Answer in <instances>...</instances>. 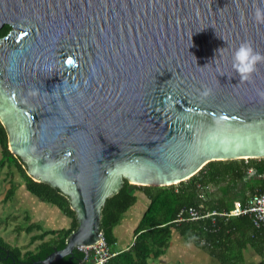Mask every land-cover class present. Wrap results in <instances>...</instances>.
<instances>
[{"label":"water","instance_id":"water-1","mask_svg":"<svg viewBox=\"0 0 264 264\" xmlns=\"http://www.w3.org/2000/svg\"><path fill=\"white\" fill-rule=\"evenodd\" d=\"M258 2L0 0L8 151L77 222L39 264L97 242L124 180L172 186L209 162L264 158V62L247 80L232 68L242 41L264 52Z\"/></svg>","mask_w":264,"mask_h":264},{"label":"trees","instance_id":"trees-1","mask_svg":"<svg viewBox=\"0 0 264 264\" xmlns=\"http://www.w3.org/2000/svg\"><path fill=\"white\" fill-rule=\"evenodd\" d=\"M9 31L10 26L2 25L0 39ZM7 136L0 122V168L6 166L11 171L15 170L27 193L56 206L71 221L67 229L60 230H42L37 224L29 225L27 233L33 229L37 231L30 237V243L38 242L30 251L22 252L0 237V264H39L54 250L65 246L77 222L66 196L46 183L33 181L26 174L20 159L8 151ZM247 171H252V176L248 177ZM209 186H214L217 191L209 193L206 189ZM117 191L106 199L101 210L100 233L106 247L114 254L106 264H154L164 255L173 232L202 252L217 256L221 263L240 259L237 255L248 249L258 257V264H264L261 259L262 233L252 226L248 216L226 218L216 215L189 221L183 214L188 208L202 213H221L229 210L234 201L243 203L247 197L261 194L264 191V158L209 162L194 176L172 186H135L124 180ZM13 192L14 185L11 183L3 200L7 201ZM138 195L147 201L145 212L132 230L130 243L118 249L114 229L123 215L136 204ZM180 217L183 220L177 221ZM46 237L49 239L45 240ZM53 264H89V261H84L82 252L74 250L71 257H63Z\"/></svg>","mask_w":264,"mask_h":264},{"label":"rangeland","instance_id":"rangeland-1","mask_svg":"<svg viewBox=\"0 0 264 264\" xmlns=\"http://www.w3.org/2000/svg\"><path fill=\"white\" fill-rule=\"evenodd\" d=\"M10 171L6 166L0 168V237L9 245L21 249L22 252L30 251L35 248L38 242L30 243V237L37 231L33 229L27 233L26 228L29 225L37 224L42 230H60L67 229L71 221L56 206L42 202L32 194L27 193L18 173L13 169ZM251 173L252 171H247L248 177L252 176ZM11 183L14 185V192L5 201L3 198ZM206 189L209 193L217 191L214 186H209ZM146 204L147 201L144 197L138 195L136 204L123 215L119 225L114 229L117 237V245L115 246L118 249H123L130 243L132 230L145 212ZM173 234V239H175L177 235L176 233ZM185 246L191 261L188 264H199L202 256L196 257L194 262V255H199V250ZM165 257L166 254L164 253L163 256L155 260L154 264H166Z\"/></svg>","mask_w":264,"mask_h":264},{"label":"built area","instance_id":"built-area-1","mask_svg":"<svg viewBox=\"0 0 264 264\" xmlns=\"http://www.w3.org/2000/svg\"><path fill=\"white\" fill-rule=\"evenodd\" d=\"M189 221H199L214 217L216 215L221 217H239L248 216L252 226L255 229L261 230L263 241L262 244V261L264 262V191L261 194L249 196L242 203L234 201L232 207L221 213L206 212L202 213L195 208H188L183 212ZM180 216V215H179ZM179 218L177 221H182ZM97 242L90 246L79 247L78 251L84 253V261H89V264H106L107 261L114 255L106 247V243L101 235Z\"/></svg>","mask_w":264,"mask_h":264},{"label":"crops","instance_id":"crops-1","mask_svg":"<svg viewBox=\"0 0 264 264\" xmlns=\"http://www.w3.org/2000/svg\"><path fill=\"white\" fill-rule=\"evenodd\" d=\"M176 233V232H173ZM169 241V244H167V248L165 250L166 254V264H188L190 261V257L187 255L186 252V246L194 247L189 242L185 241L183 238H181L177 233V237L173 239V234ZM195 248V247H194ZM197 249V248H195ZM199 250V249H197ZM199 255H194V262L196 257H201V260L199 264H258V257H256L252 250H243V253L241 255H237V257H240V259L237 260H230L229 262L223 261L222 263L217 259V256H211L207 254L206 252H202L201 250L198 251ZM202 252V253H201ZM230 257L229 259H231Z\"/></svg>","mask_w":264,"mask_h":264},{"label":"clouds","instance_id":"clouds-1","mask_svg":"<svg viewBox=\"0 0 264 264\" xmlns=\"http://www.w3.org/2000/svg\"><path fill=\"white\" fill-rule=\"evenodd\" d=\"M254 19L258 24H264V7L259 2L255 6ZM261 62H264V52L258 51L251 41H242L233 50L232 68L242 79H249Z\"/></svg>","mask_w":264,"mask_h":264}]
</instances>
